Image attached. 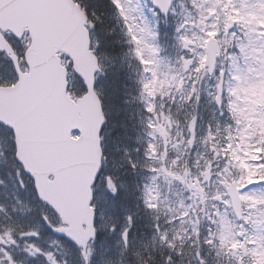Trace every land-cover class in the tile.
Listing matches in <instances>:
<instances>
[{"label":"snow or ice","instance_id":"snow-or-ice-1","mask_svg":"<svg viewBox=\"0 0 264 264\" xmlns=\"http://www.w3.org/2000/svg\"><path fill=\"white\" fill-rule=\"evenodd\" d=\"M0 264H264V0H0Z\"/></svg>","mask_w":264,"mask_h":264}]
</instances>
